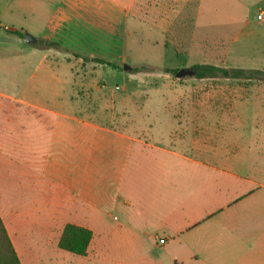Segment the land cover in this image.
Masks as SVG:
<instances>
[{"label":"crops","instance_id":"obj_1","mask_svg":"<svg viewBox=\"0 0 264 264\" xmlns=\"http://www.w3.org/2000/svg\"><path fill=\"white\" fill-rule=\"evenodd\" d=\"M140 1L60 0L43 25L46 49L35 32L24 47L0 36V218L20 261L35 264L41 245L56 264H264V208L247 195L254 177L242 174L264 171L241 163L233 131H211L209 115L173 112L166 100L102 127L79 114L81 100L60 98L72 72L56 55L89 61L49 44L82 20L108 26ZM18 104L43 114L18 115ZM68 224L92 232L86 256L59 249Z\"/></svg>","mask_w":264,"mask_h":264},{"label":"rangeland","instance_id":"obj_2","mask_svg":"<svg viewBox=\"0 0 264 264\" xmlns=\"http://www.w3.org/2000/svg\"><path fill=\"white\" fill-rule=\"evenodd\" d=\"M59 1L0 0V36L14 43L19 38L8 31L35 32L41 34L35 47L46 49L45 41L50 39L44 35L43 25ZM81 22L88 25L72 28L75 34L61 45L65 52L70 50L89 62L75 63L56 56L57 62L68 64L72 72L71 89L59 93L60 98L81 100L77 111L83 118L104 127L112 115L146 109L152 113L154 107L146 104L174 101L169 104L176 106L166 109L184 114L203 111L210 117L211 131H233L232 138L242 148L241 163L255 164L264 171V81L222 77L179 80L175 73L165 72L199 64L264 71V0H144L131 5L129 11L115 10L108 26L100 25L104 21L97 18ZM51 30L58 42V28ZM20 44L25 46L24 38ZM91 58L117 67L92 63ZM7 63L4 59L3 65ZM124 64L150 69L124 71ZM2 75L3 85L8 87L9 76ZM25 78L24 74L19 78L20 84ZM4 110L13 114L8 107ZM17 111L23 116L43 114L23 104L17 105ZM242 174L254 177L247 195L254 202L259 200L261 210L264 172L256 177L246 169ZM40 247L33 251L34 263L56 264V258H45L54 252H42Z\"/></svg>","mask_w":264,"mask_h":264},{"label":"trees","instance_id":"obj_3","mask_svg":"<svg viewBox=\"0 0 264 264\" xmlns=\"http://www.w3.org/2000/svg\"><path fill=\"white\" fill-rule=\"evenodd\" d=\"M8 33L16 35L20 38H24V34H22L19 31H8ZM49 45L50 47H54L59 50L61 49L65 51L66 49L56 43H51ZM96 62L114 68L117 67L113 63L103 62L101 60H96ZM193 67L197 72L196 73L197 79L222 77L225 79H235V80L246 79V80L264 81V71L227 69V68L217 67L214 65H206V64H199ZM145 69H150V68L146 66H139L135 68V72L145 71ZM178 71L176 70L173 72L172 70L169 69L165 70V72L167 73H175V74ZM92 237L93 234L90 230L68 224L65 226L62 232V235L58 243V247L59 249L71 253L73 255L86 256ZM0 264H22L1 218H0Z\"/></svg>","mask_w":264,"mask_h":264},{"label":"water","instance_id":"obj_4","mask_svg":"<svg viewBox=\"0 0 264 264\" xmlns=\"http://www.w3.org/2000/svg\"><path fill=\"white\" fill-rule=\"evenodd\" d=\"M24 41L27 43H35L36 40L33 36H31L30 34L26 33L24 34ZM123 69L125 71H131L133 70V68L127 64H125L123 66ZM196 70L194 67H190V68H183L180 69L176 74L175 77L179 80L181 79H186V78H195L196 77Z\"/></svg>","mask_w":264,"mask_h":264},{"label":"built area","instance_id":"obj_5","mask_svg":"<svg viewBox=\"0 0 264 264\" xmlns=\"http://www.w3.org/2000/svg\"><path fill=\"white\" fill-rule=\"evenodd\" d=\"M259 19L261 20L262 19V16H259ZM160 244H164V240H161L160 241Z\"/></svg>","mask_w":264,"mask_h":264}]
</instances>
